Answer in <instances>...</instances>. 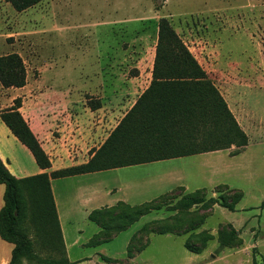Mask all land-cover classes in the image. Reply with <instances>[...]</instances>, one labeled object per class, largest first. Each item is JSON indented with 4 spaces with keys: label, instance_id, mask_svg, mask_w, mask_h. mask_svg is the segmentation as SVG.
Instances as JSON below:
<instances>
[{
    "label": "rangeland",
    "instance_id": "374dc122",
    "mask_svg": "<svg viewBox=\"0 0 264 264\" xmlns=\"http://www.w3.org/2000/svg\"><path fill=\"white\" fill-rule=\"evenodd\" d=\"M83 1L74 8L88 5ZM115 1L118 4L112 16L119 20L124 17L126 22L132 20L127 28L117 25L115 33L102 29L96 35L91 32L73 35L68 26L79 20L65 16L61 1L42 0L18 11L8 1L0 0V56L15 52L25 68L23 86L4 87L0 83V111L13 107L14 98L20 99V107L24 106L27 114L35 105L44 106L47 114L43 116L49 118L47 141L61 147L65 143V112H79L86 118L88 114H83L82 107L99 105L91 108L95 111L89 118L102 128L98 140L101 145L150 82L148 85L147 81L140 82L137 90L120 75L106 76V82L99 83L94 79L99 76L96 59L104 60L110 55L141 60L143 69L149 67L155 56L158 20L164 17L225 100L248 144L234 155L236 146L232 144L223 148L231 155L226 151L200 153L121 169L116 179H131L132 185L122 187L115 196H123L131 204L151 201L171 191L169 196L157 199L164 203L161 208L142 215L126 229L113 232L98 246L82 242L68 246L70 260L66 250L65 258L69 264L87 256L91 258L85 264H117L103 262L100 254L116 258L118 264H252L254 256L257 264H264V0H112ZM142 18V23L137 22ZM138 71L136 67L129 68L128 75ZM8 144L14 162L26 165L28 173L34 171L31 164L36 165L31 163V157L12 142ZM53 160L54 166L70 165L62 155L53 156ZM173 166L179 167L181 174L172 175L171 186L163 187L156 175ZM115 174L105 171L100 175L101 181L112 186ZM179 177H183L182 181ZM144 180L153 182L149 185ZM83 181L85 184L87 180ZM62 182L65 181H53L52 185L64 226L59 192L67 186ZM224 185L242 193L234 211L218 204L210 208L200 203L189 208L179 205L182 196L195 191L204 198L217 197ZM2 188L0 184V192ZM75 218L72 221L82 230L81 239L91 235L89 228L98 230L81 213H75ZM230 223L240 230L237 243L220 247L217 231L228 228ZM204 229L213 238L200 253L188 251L184 243L200 246L196 233ZM67 233L69 238L72 227ZM29 235L34 238L32 231ZM97 236L102 238L101 233ZM4 242L0 238V252ZM129 248L131 258L127 257ZM35 250L41 256H58L44 249ZM21 264L30 263L23 259Z\"/></svg>",
    "mask_w": 264,
    "mask_h": 264
},
{
    "label": "trees",
    "instance_id": "16d2710c",
    "mask_svg": "<svg viewBox=\"0 0 264 264\" xmlns=\"http://www.w3.org/2000/svg\"><path fill=\"white\" fill-rule=\"evenodd\" d=\"M5 1L20 11L42 0ZM0 83L4 87L25 84V68L17 53L0 56ZM13 101V107L0 111V119L28 148L36 164L40 168H49L51 163L47 153L18 110L20 99L14 98ZM98 106L89 107L94 109ZM232 144L236 146L232 155L239 153L247 145L246 134L169 21L159 18L150 84L87 162L54 169L49 173L16 177L0 158V184L4 187L0 237L13 245L8 264H21L23 259L30 264H69L65 258L50 178L199 154ZM170 192L140 204L118 201L114 205L91 210L88 219L100 227L98 233L102 234V238L97 233L87 245H98L108 240L113 232L122 231L142 215L161 208L164 203L157 202V199L169 196ZM241 198L240 191L224 185L217 197L204 198L195 191L182 196L179 205L189 208L200 203L210 208L218 204L234 211ZM30 231L34 238L29 235ZM239 234L240 231L231 224L228 228H219L217 240L220 247L237 243ZM196 235L200 237L201 245L185 242L184 247L190 252L200 253L213 235L205 229ZM35 248L57 253L58 256H41ZM252 249L255 251L256 247ZM127 257H132L130 248ZM100 258L108 263H120L116 258L103 254ZM252 264H257L254 256Z\"/></svg>",
    "mask_w": 264,
    "mask_h": 264
},
{
    "label": "crops",
    "instance_id": "0c3cea01",
    "mask_svg": "<svg viewBox=\"0 0 264 264\" xmlns=\"http://www.w3.org/2000/svg\"><path fill=\"white\" fill-rule=\"evenodd\" d=\"M49 1H52V0H49ZM58 1H61L62 3H64L63 9L66 14L65 15L66 17L67 16L70 18L75 17V19L79 20L68 26V31L71 32L73 35L74 34H85L87 32H91L94 35H96L99 31L101 32L102 29H110L111 33H115L114 29L117 25H122L121 27L125 29L127 28L128 25H130L129 22H132V20H128L126 22L124 17L121 20L113 18L112 12L117 7L116 6L118 4L117 1L113 3L112 0H84L83 2L88 3V5L85 6L83 4L84 6L82 5L81 7H77L76 5L77 7L76 9L74 8L75 4H77V2L79 1L81 2L82 0H58ZM82 20H86V21H82ZM143 21L144 20L142 18V19H139L137 22L142 23ZM101 52L102 51L99 48L98 53L101 54ZM109 56L107 57V59H104V60H103V57H99L96 59L97 60L96 68H98L97 70L99 72V76H95L94 79L98 81L99 83L106 82V78L104 79V77L106 76L115 77L117 75H120L126 82L134 85L133 87L134 90H137V85L140 84V82L147 81V85H148L149 82L151 81L153 60H151L150 64L148 65L149 67H146L143 69V66H141V63H140L141 60L135 61L133 59H128V58L119 59V58H111ZM105 67L108 69L107 70L102 69ZM119 67H125V70L119 71L118 70ZM132 67L138 68L139 71L133 75H128V69ZM147 85H145V87L141 90V92L147 87ZM66 107H67V104L65 108ZM19 109L21 113L24 115L25 119L28 121L32 132L35 134V136L39 140L42 148L49 155V158L51 160V166L49 168H40L36 164L28 148L25 145H23L12 134L10 129L0 119V158L5 163L8 170L16 177H24V176L34 175V174H38L42 172L49 173L50 171L54 169L61 168V167L53 165L54 163L53 156L62 155L65 157V159L69 160L70 165H67L65 167L85 163L93 155L94 151L100 146L98 145V140L101 137L102 128L100 125H97L95 122H92L90 120L89 116L92 115L93 111L95 110H91V108L89 107H86V106L82 107V110L84 111V112L82 111L83 114H88L86 118L81 116L79 112H74V114H72L70 110H67L65 112V131H63V133L65 132V143H63L61 147H57L53 142L47 141L49 140V135H50L48 124H47L49 118H48V115L43 116L44 114H47L46 108H44V106L42 105L33 106L32 109H30L29 114L24 112L23 110L24 106H21ZM43 110H44V113H42ZM10 142H12L13 145L17 146L20 149V151L27 154L28 157H31L32 159L31 163H35L34 165H36V166H32L31 164V167H34V171H32L31 173H28L27 172L28 169L26 165L20 164V163L16 164L17 162H14L11 151H9V149L7 148V146L10 145L8 144ZM219 151H226L227 154H229L228 149L208 151V152H204L201 154L208 155V154H212V153L219 152ZM187 156H190V155H187ZM181 157H185V156H181ZM175 158H179V157H175ZM168 159H172V158H168ZM165 160L167 159H162V160L148 162V163H141V164H136V165L115 167V168L104 169V170L90 171V172L79 173V174L69 175V176L60 177V178H53V179L50 178L51 193H52V197H53V201H54V205H55V209H56V213H57V217H58V221L60 225L64 248L66 250V255L69 258V260H70V257L67 254L68 246H74V245L79 244L80 242H82L81 243L82 245H87L89 240H91V238H93V236L97 234V231H99L100 229V227L95 222L90 221L88 219V213L91 210L102 207V206L114 205L118 201H124L126 203H129L127 202V199H125L123 196L122 197L115 196L116 191H119L122 187L124 186L129 187L132 185L131 179H128L129 181L127 179H124L122 181H119V178L116 179V175L118 171H121V169L125 167L145 165V164L154 163V162H162ZM62 167L64 168V166ZM178 168L179 167H175V166L165 167L162 173H158L156 175V178L157 176H159L158 177V179L160 180L159 183L162 184L163 187L171 186L172 179H173L172 175L181 174V170ZM105 171L116 173L115 179H114V183H115L114 185L108 186L104 184L103 181H101L102 177L100 175H102V173ZM84 177H88V178H84ZM149 178H152V177H149ZM182 179L183 177L181 178L179 177V181H182ZM58 180L65 181L62 183H65V186H67L65 187V190L62 193L59 192V197H61L60 199H61L62 210H63L62 214L64 217V223H65L64 226H63V221L61 219V214L59 213L58 202L55 197V193H54V189L52 185L53 181H58ZM83 180H87L85 184H83L84 182ZM147 180H144L143 182L149 183V185H151L153 181L148 182ZM179 186H183V185L180 184ZM3 190H4V187L2 188V191L0 192L1 197L3 194ZM111 194H113V196H111ZM131 205H134V204H131ZM1 206L2 204L0 205V207ZM75 213H81V216L87 219L89 222L94 223L96 225V228L98 227V230L96 231L92 228H89L92 232L91 235H88L86 238L81 239L79 232H81L82 230H80L78 228V225L74 224L73 222L76 219ZM71 227L73 229V233H71L69 238H67L66 237V235H68L67 229ZM98 245H95V246H98ZM2 247L3 249L0 252V264H8V261L11 255V249L13 245L12 243L5 241L4 244H2ZM90 258L91 257H88V256L82 257V258H79L80 261H74V262H76L75 264H85L86 261L90 260Z\"/></svg>",
    "mask_w": 264,
    "mask_h": 264
}]
</instances>
